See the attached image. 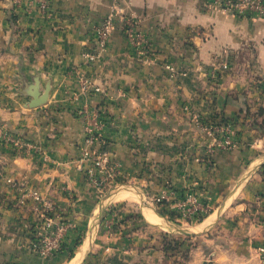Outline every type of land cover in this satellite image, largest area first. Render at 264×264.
Masks as SVG:
<instances>
[{
	"label": "crops",
	"instance_id": "0c3cea01",
	"mask_svg": "<svg viewBox=\"0 0 264 264\" xmlns=\"http://www.w3.org/2000/svg\"><path fill=\"white\" fill-rule=\"evenodd\" d=\"M109 15L107 47L88 62ZM128 18L145 52L126 35ZM35 95L46 97L31 107ZM94 110L116 182L130 189L101 193L89 181L83 113ZM222 117L233 147L206 128ZM0 125L30 142L0 143V264H264V17L216 0H49L45 11L0 0ZM168 183L179 198L196 191L209 212L191 220L143 203ZM49 204L83 233L71 258L31 248Z\"/></svg>",
	"mask_w": 264,
	"mask_h": 264
},
{
	"label": "built area",
	"instance_id": "2783aa9c",
	"mask_svg": "<svg viewBox=\"0 0 264 264\" xmlns=\"http://www.w3.org/2000/svg\"><path fill=\"white\" fill-rule=\"evenodd\" d=\"M37 5L42 11L48 8L49 0H12L15 6H21L23 3ZM219 6L229 9L233 8V4L226 0H216ZM113 16L109 15L101 23L97 24L94 28L93 41L95 45L92 49L86 50L83 54L88 62H94L106 49L108 39L112 33L114 27ZM124 31L131 43L142 52L147 45V38L145 34L138 29L137 23L133 19L125 20ZM227 64L223 65V69L227 68ZM171 68L170 66H168ZM220 69H210V74L216 76ZM84 87H89V79L83 80ZM96 91H101V87L95 86ZM86 117L85 125V146L82 148L81 160L91 162V167L87 170V176L93 186L101 193L112 192L116 188L124 187L119 185L116 179L120 173L119 163L115 161L109 150L104 146L105 141L100 134L103 121L101 119V111L94 110L91 115L83 113ZM206 128L210 134L214 136L217 143L223 147H233L237 143L229 135L231 133L232 125L227 124H207ZM218 136H217V135ZM222 134V135H220ZM220 136V137H219ZM0 143L5 146L17 150L20 147L30 145L29 141H26L20 135L13 133L10 129H5L0 125ZM114 182V183H113ZM9 183L16 188L21 189L25 195L40 198V195L28 187L27 184L18 180L9 179ZM113 183V184H112ZM127 186V185H125ZM143 203L151 206L155 210L162 211L172 206L176 207L179 212L187 216L191 220H200L209 212V206L196 191H188L184 198H179L177 189L168 184L162 185L155 193H146L143 195ZM116 212H112V216L115 217ZM43 225L39 231H36V237L32 241V249L38 252L42 257H50L57 251H61L64 244L70 243L75 235H78L80 229L73 218L65 217L62 212L54 205H48L40 212ZM260 259L264 261V246L259 247Z\"/></svg>",
	"mask_w": 264,
	"mask_h": 264
},
{
	"label": "trees",
	"instance_id": "16d2710c",
	"mask_svg": "<svg viewBox=\"0 0 264 264\" xmlns=\"http://www.w3.org/2000/svg\"><path fill=\"white\" fill-rule=\"evenodd\" d=\"M219 74H220V72H219ZM207 123H209V124H227V123H229V121H231V118H226V117H222L220 120L219 119H217V118H215L214 120H211L210 121V119L209 120H205ZM13 132V131H12ZM14 133V132H13ZM22 138H23V136L22 135H20ZM161 214H165V213H172L171 211H169L167 208L166 209H164V210H162V211H159ZM31 232L34 234L35 233V229H34V227H31ZM33 237V240H35V239H37V237H36V235H34V236H32ZM82 238H83V233L80 231L79 233H78V235H75L73 238H72V240L70 241V243H67V244H64V247L62 248V250L61 251H57V252H55V254H54V256L55 255H61L62 257H67V258H71L73 255H74V253H75V249L77 248V246L81 243V241H82ZM170 244H171V246H174V245H176V244H178V242L174 239V238H172L171 240H170ZM31 248H32V244H31ZM35 252V251H34ZM36 254H38L39 256H41L38 252H36Z\"/></svg>",
	"mask_w": 264,
	"mask_h": 264
},
{
	"label": "rangeland",
	"instance_id": "374dc122",
	"mask_svg": "<svg viewBox=\"0 0 264 264\" xmlns=\"http://www.w3.org/2000/svg\"><path fill=\"white\" fill-rule=\"evenodd\" d=\"M226 1V0H224ZM233 4V8L229 10L234 11L236 14H241L249 17L260 18L264 17V0H228ZM124 188H129L124 186ZM130 189V188H129ZM112 215L111 209L108 211ZM110 221L107 226L109 227Z\"/></svg>",
	"mask_w": 264,
	"mask_h": 264
},
{
	"label": "water",
	"instance_id": "95a60500",
	"mask_svg": "<svg viewBox=\"0 0 264 264\" xmlns=\"http://www.w3.org/2000/svg\"><path fill=\"white\" fill-rule=\"evenodd\" d=\"M46 97V95H44ZM44 98H42L41 96L35 95V98L33 99V101L30 102V106H38L39 104L44 102Z\"/></svg>",
	"mask_w": 264,
	"mask_h": 264
},
{
	"label": "bare ground",
	"instance_id": "6f19581e",
	"mask_svg": "<svg viewBox=\"0 0 264 264\" xmlns=\"http://www.w3.org/2000/svg\"><path fill=\"white\" fill-rule=\"evenodd\" d=\"M148 217L152 220H154L156 218V216H154L153 214H148ZM155 222V221H154Z\"/></svg>",
	"mask_w": 264,
	"mask_h": 264
}]
</instances>
